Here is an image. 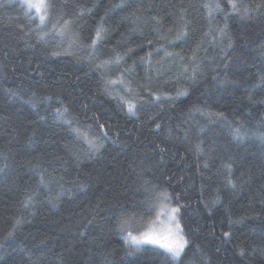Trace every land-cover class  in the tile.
Wrapping results in <instances>:
<instances>
[{"label":"trees","instance_id":"16d2710c","mask_svg":"<svg viewBox=\"0 0 264 264\" xmlns=\"http://www.w3.org/2000/svg\"><path fill=\"white\" fill-rule=\"evenodd\" d=\"M50 3L0 0V264H177L162 201L179 264H264V0Z\"/></svg>","mask_w":264,"mask_h":264},{"label":"snow or ice","instance_id":"6c2138e0","mask_svg":"<svg viewBox=\"0 0 264 264\" xmlns=\"http://www.w3.org/2000/svg\"><path fill=\"white\" fill-rule=\"evenodd\" d=\"M18 2L21 4V7L25 9V14L28 16V18L32 21L39 20L38 27H43L45 24V21L48 19L49 10L53 7V5L50 3V0H18ZM8 3H13V0H8ZM217 9L220 8V5H215ZM231 7L233 9H236V4L232 3ZM90 11V10H89ZM211 15V10L210 13ZM67 22H65L66 26ZM104 31L103 27H100L96 31V39L93 41V46L97 41H99L102 38V32ZM223 33V30H221ZM159 99V97H157ZM128 111L129 113L135 114V105L131 102L128 103ZM57 113H60V110L57 109ZM101 129L104 128V125H99ZM159 127V125H157ZM76 131L78 136H82L85 140H88L87 136H84L83 133ZM104 136L107 135V133H103ZM90 147H96V142L92 140H88ZM102 146V145H100ZM43 179V177H42ZM165 198H167L165 194ZM32 197L28 198V201L31 202ZM27 206V205H26ZM169 218L171 223L174 224V230L169 229L168 234L164 236L163 238L154 236L149 233H144L140 237L131 236V233H129V236H131L132 240L135 244H153V245H159L160 248H163L171 257L172 260L176 261L177 264H179V261L181 259V255L185 250V247L188 245V240L185 239L183 235V229L180 227V222L177 219V214L180 211L179 207H170L168 210ZM19 224L20 221H17ZM225 236H228V233L224 234ZM241 255L243 253L241 252Z\"/></svg>","mask_w":264,"mask_h":264},{"label":"rangeland","instance_id":"374dc122","mask_svg":"<svg viewBox=\"0 0 264 264\" xmlns=\"http://www.w3.org/2000/svg\"><path fill=\"white\" fill-rule=\"evenodd\" d=\"M37 21H38V24H39L40 22H39L38 19H37ZM45 24H46V22H45ZM45 24H44V26L41 29H43L44 32L47 33V32H49L51 30V27L47 26ZM167 202L168 201H162V203L160 204V207H158L157 214H156V217H155L154 221L151 222L149 224V226L145 230H143L141 232H138L136 234H131V236L140 237L144 233H149V234H152L154 236L163 238L164 236H166L168 234V230L169 229H173L174 230V224L171 223L170 218H169V214H168V211H167L170 207H174V206L171 203L168 204ZM177 219L179 220L178 214H177ZM131 236L128 235L129 241L133 245H137V244L134 243V241L132 240ZM140 245H143V244H140ZM148 245H153V244H148ZM153 246L164 250L163 248H160L159 245H153Z\"/></svg>","mask_w":264,"mask_h":264}]
</instances>
